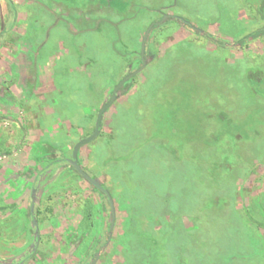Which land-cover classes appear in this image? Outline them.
<instances>
[{
    "label": "rangeland",
    "instance_id": "1",
    "mask_svg": "<svg viewBox=\"0 0 264 264\" xmlns=\"http://www.w3.org/2000/svg\"><path fill=\"white\" fill-rule=\"evenodd\" d=\"M11 1L0 0V262L34 241L22 216L31 175L46 154L72 157L168 13L184 20L151 27L144 69L80 149L113 197L111 232L109 207L82 217L97 215L99 192L57 166L34 203L60 216L42 215L26 264H73L98 243L94 264H264V0ZM72 1L87 18L78 33L56 17ZM86 225L78 250L66 236Z\"/></svg>",
    "mask_w": 264,
    "mask_h": 264
},
{
    "label": "flooded vegetation",
    "instance_id": "2",
    "mask_svg": "<svg viewBox=\"0 0 264 264\" xmlns=\"http://www.w3.org/2000/svg\"><path fill=\"white\" fill-rule=\"evenodd\" d=\"M7 1V0H6ZM101 1H103V0H101ZM122 1V0H121ZM125 1V0H124ZM122 1L123 3H125V2H127V4L129 3V6H131L132 5V0H130V2L129 1ZM108 2V3H107ZM107 2H103L104 4H103V6H107V4L109 5V6H112V0H107ZM7 3H8V5H9V2L7 1ZM13 3V2H12ZM58 3V2H57ZM69 3V2H68ZM102 2H100L99 4H101ZM75 4V2H71V3H69V6H72V5H74ZM14 5V4H13ZM9 7H10V5H9ZM101 7V6H100ZM11 8V7H10ZM69 9H71L72 10V12L73 13H70V12H67V14H65L66 15V17L64 16V15H60V16H58V14L56 15V17L58 18V19H64L65 20V22H73L74 24H76L77 25V30L78 31H76L77 33L78 32H80V31H84V30H86V29H82L81 28V24H82V21L83 20H85V19H87L86 18V15H84L83 13H80V11L81 12H83L82 10H81V8L79 7H75V6H72V7H68ZM12 9V8H11ZM62 9V8H61ZM12 10H14L15 11V6L13 7V9ZM112 10H113V12H118L119 11V9H116L115 7H112ZM112 13V12H111ZM71 14V15H70ZM113 14H115V13H113ZM163 15H166V14H168V13H162ZM162 15V16H163ZM61 16H62V18H61ZM66 18V19H65ZM99 20V19H98ZM96 21L98 24L100 23L99 21ZM69 22V23H70ZM157 22L158 21H156L155 22V24H157ZM152 24H154V22L153 23H151V25ZM150 25V26H151ZM149 26V27H150ZM148 27V28H149ZM76 32H73V31H71V35H74V34H76ZM0 36H2V35H0ZM141 49H142V44H141ZM149 55V52H147L146 51V49H145V52H144V58H145V60H147V56ZM140 62H141V64H142V54H141V52H140ZM141 66V65H140ZM140 67H138V68H136V69H134V70H130V71H128L127 73H125L122 77H121V79L115 84V86H114V88L119 84V82L123 79V78H125L126 76H128L130 73H133L134 71H137L138 69H139ZM144 69V68H143ZM142 69V70H143ZM141 70V71H142ZM140 71V72H141ZM27 73V72H26ZM137 73H139V72H137ZM136 73V74H137ZM136 74H133L127 81H125L121 86H120V88H119V90L121 89V88H123V87H125L128 83H130V81L136 76ZM28 75V74H27ZM28 77H31V76H28ZM32 79H33V77H32ZM37 79H39V78H37L36 77V79L34 80L33 79V81H36ZM33 81H31L32 83H33ZM114 88H113V90H114ZM113 90H112V92H111V96H112V93H113ZM118 90V91H119ZM118 91H117V94H118ZM111 96L109 97V99L111 98ZM108 99V100H109ZM115 100H116V98H115ZM114 100V101H115ZM107 101V100H106ZM113 101V102H114ZM113 104V103H112ZM111 104V105H112ZM110 105V106H111ZM109 106V107H110ZM99 112V111H98ZM97 116H98V113H97ZM96 119H97V117H96ZM103 122V121H102ZM95 125H96V123H95ZM101 128H102V126H101ZM94 129H95V127H94ZM94 132V130L89 134V135H87L86 137H88V136H90L92 133ZM100 132H101V130H100ZM99 135V134H98ZM85 138V137H84ZM80 141V140H79ZM78 141V142H79ZM77 142V143H78ZM76 143V144H77ZM75 144V145H76ZM75 145H74V147H75ZM84 146V145H83ZM74 147H73V150H74ZM81 149V148H80ZM73 150H72V157L71 158H69V157H55L53 154H51L50 153V155L49 154H46V159H49V161L46 163V165L44 166V167H39V169H37V171H36V169L34 168V169H32L33 171H36L35 172V174L34 175H31V173H32V171H30L29 173L27 172V174H26V176L28 175V174H30L31 175V177H32V180H31V182L30 183H28V184H26V181H24L23 183L24 184H26V185H29V205L28 206H26V207H24L23 208V214H22V216H23V219L26 221V223L31 227V230L34 232V238H33V242H32V244H31V246L30 247H28L27 249H25V250H23L22 251V253L21 254H17L16 256H14V258H11V260H7L6 262H0V264H26L27 262H29L30 260H32L33 259V257L35 256V254H36V248L40 245V241H41V235H40V224H41V220H42V215L44 214V215H51L50 216V218H51V222L52 221H56L57 222V219L56 218H59V216L60 215H58V214H56L54 211H50L49 213H48V211L47 212H45V209L44 210H40V208L38 207V205L36 204V203H34V201L36 200V193H37V191H38V189H39V187H38V185H39V182H40V179L42 178V176L44 175V174H46L49 170H52L53 168H55V167H57V166H69L70 167V169L72 170V171H74L75 172V174L76 175H78L79 177H81V178H84V179H86L85 177H83L78 171H77V169L71 164V160L73 159ZM40 153V154H39ZM41 151L39 152V150H38V154L37 155H34V160H35V163H36V161L38 160V164H40L41 165V162L40 161H42V155H41ZM78 159H79V163L81 164V166L83 167V169L88 173V174H90V171H88V169L83 165V163H82V160H81V158H80V150H79V152H78ZM40 162V163H39ZM37 164V165H38ZM92 177H95L96 178V176H94V175H92V174H90ZM97 179V178H96ZM90 184H91V186H92V188H94L96 191H98L99 192V195H101L100 196V198L102 199L100 202H98L97 204H96V212H97V215L96 214H94L93 213V209L90 207V206H87V208H86V210H84L83 211V214H82V217H83V219H85V220H88L90 217H93L94 215L97 217L98 215H100V212L102 213V212H104L105 211V209L107 208V207H109V210H110V212H111V221H109L108 222V226H107V228H106V233L107 234H109L110 232H111V229H112V227H113V225H114V218H115V210H114V204H113V197H112V195H111V193H110V191H109V189H108V187L106 186V185H104V184H102L98 179V181L108 190V192H109V195H110V198H111V200H112V202H111V200L109 199V197H108V195L104 192V191H102L101 189H99L97 186H95L94 184H92L88 179H86ZM22 183V184H23ZM51 202V201H50ZM51 204H49V206H50ZM49 208V207H48ZM104 210V211H103ZM80 225V224H79ZM87 227L84 229V230H82V232H81V234L79 235V236H75L74 235V232H73V234L72 233H68V236H66L67 238H68V243H77V248H78V250H80V246H82L81 244H80V242H82L83 240H84V238H85V233H83L84 231H86L88 228H89V226L90 225H86ZM73 229V228H72ZM77 230L78 231H80V228L78 229L77 228ZM87 232H88V230H87ZM103 245H102V243H98V245L96 246V248H95V250L93 251V253L91 254V255H89L88 254V251H89V245H87V247H86V249H84L82 252H81V255H80V257H79V260L76 262V263H73V264H94L95 263V261H96V259L98 258V256H99V249H100V247H102ZM88 250V251H87Z\"/></svg>",
    "mask_w": 264,
    "mask_h": 264
},
{
    "label": "water",
    "instance_id": "3",
    "mask_svg": "<svg viewBox=\"0 0 264 264\" xmlns=\"http://www.w3.org/2000/svg\"><path fill=\"white\" fill-rule=\"evenodd\" d=\"M165 18H173V19H182L181 17L179 16H176V15H164V17L157 23H161L164 21ZM184 20V19H182ZM155 24V23H154ZM152 24L147 30H146V33L144 35V38H143V42H142V49H141V54H142V64L140 66V68L137 70V71H134L133 73H130L128 76H126L125 78H123L119 84L114 88L113 90V93H112V96L109 100H107L103 105L102 107L100 108L99 112H98V116H97V119H96V125H95V129H94V132L88 136V137H85L83 139H81L74 147V150H73V159L71 160V164L77 169V171L83 176L85 177L86 179H88L92 184H94L95 186H97L99 189H101L102 191H104L109 199L111 200L110 198V195H109V192L108 190L95 178V177H92L90 174H88L84 169L83 167L81 166V164L79 163V159H78V152L80 150V148L89 143L90 141H92L94 138H96L98 136V134L100 133V130H101V126H102V121H103V117H104V113L107 111V109L109 108V106L113 103V101L115 100V98L117 97V91L119 90L120 86L125 82L127 81L133 74H136L137 72H140L146 65V60L144 58V52H145V40H146V37H147V34L149 33L151 27L154 25ZM112 202V200H111Z\"/></svg>",
    "mask_w": 264,
    "mask_h": 264
},
{
    "label": "trees",
    "instance_id": "4",
    "mask_svg": "<svg viewBox=\"0 0 264 264\" xmlns=\"http://www.w3.org/2000/svg\"><path fill=\"white\" fill-rule=\"evenodd\" d=\"M9 2L10 7L13 9L14 5L12 3L11 0H7ZM263 33V30H259V31H255V33H252L253 36H258L259 34ZM247 38H249V36H246L244 39H242L243 41H245ZM241 40V41H242Z\"/></svg>",
    "mask_w": 264,
    "mask_h": 264
}]
</instances>
